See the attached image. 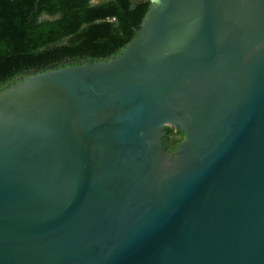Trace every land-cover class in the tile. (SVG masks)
I'll return each instance as SVG.
<instances>
[{"label": "water", "instance_id": "water-1", "mask_svg": "<svg viewBox=\"0 0 264 264\" xmlns=\"http://www.w3.org/2000/svg\"><path fill=\"white\" fill-rule=\"evenodd\" d=\"M149 1L0 89V264H264V0Z\"/></svg>", "mask_w": 264, "mask_h": 264}, {"label": "trees", "instance_id": "trees-1", "mask_svg": "<svg viewBox=\"0 0 264 264\" xmlns=\"http://www.w3.org/2000/svg\"><path fill=\"white\" fill-rule=\"evenodd\" d=\"M0 0V89L61 61L106 59L134 36L149 0ZM163 141L182 133L166 127ZM179 136V138H177Z\"/></svg>", "mask_w": 264, "mask_h": 264}, {"label": "flooded vegetation", "instance_id": "flooded-vegetation-1", "mask_svg": "<svg viewBox=\"0 0 264 264\" xmlns=\"http://www.w3.org/2000/svg\"><path fill=\"white\" fill-rule=\"evenodd\" d=\"M63 65H65V62L61 61L59 67H60V66H63ZM177 138H179V136H178ZM175 145H176V144H170V143H168V144H166V147H167V149H169V150H173V148H174Z\"/></svg>", "mask_w": 264, "mask_h": 264}, {"label": "rangeland", "instance_id": "rangeland-1", "mask_svg": "<svg viewBox=\"0 0 264 264\" xmlns=\"http://www.w3.org/2000/svg\"><path fill=\"white\" fill-rule=\"evenodd\" d=\"M98 0H92V2H97Z\"/></svg>", "mask_w": 264, "mask_h": 264}]
</instances>
